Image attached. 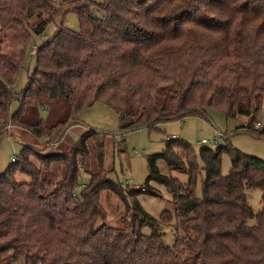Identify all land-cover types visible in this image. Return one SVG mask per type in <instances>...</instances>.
Here are the masks:
<instances>
[{
  "label": "trees",
  "instance_id": "16d2710c",
  "mask_svg": "<svg viewBox=\"0 0 264 264\" xmlns=\"http://www.w3.org/2000/svg\"><path fill=\"white\" fill-rule=\"evenodd\" d=\"M66 12L76 15V30L63 24ZM57 15L60 23L34 49V67L15 91L23 53L12 54L2 32L29 24L40 34ZM263 98L264 0H0V136L11 125L50 142L44 152L21 143L19 156L0 172V264H264V159L229 143L195 151L167 137L161 151L147 156L146 180L170 192L171 208L155 217L136 198L145 186L107 176L95 130L67 146L62 140L97 101L117 112L120 130L219 109L246 116L241 127L263 136L256 125ZM55 104L62 112L49 121L41 111ZM90 138L97 169L80 184ZM157 159L186 180L161 173ZM253 188L261 191L256 213L245 195ZM105 190L125 204L119 225L105 221ZM163 224L175 230L171 245L163 241Z\"/></svg>",
  "mask_w": 264,
  "mask_h": 264
},
{
  "label": "rangeland",
  "instance_id": "374dc122",
  "mask_svg": "<svg viewBox=\"0 0 264 264\" xmlns=\"http://www.w3.org/2000/svg\"><path fill=\"white\" fill-rule=\"evenodd\" d=\"M61 18V15H57L47 22L40 34L33 32L29 24L14 25L5 30V34L2 32L1 39L8 43L12 54L18 56L19 49L23 53V65L14 83L15 91L18 92L24 86L27 74L34 67V49L53 34L55 25L60 23ZM63 24L75 30L79 27L77 17L72 12L64 14ZM2 50H4L3 47ZM16 107L17 101L13 100L9 111H14ZM62 109V104H55L52 110L41 111V113L49 121H53L61 114ZM245 121L246 116L242 114L226 116L223 110L210 109L203 115H185L181 118L159 122L154 127L141 126L120 130L117 112L108 104L97 101L79 113L77 123L66 128L62 140L67 146L76 140L83 130L87 128L95 130L98 139L103 142V166L107 169V176L120 181L125 186L127 179L132 181L130 187L145 186L146 190L139 192L136 198L146 212L156 217L163 209L171 208L170 192L164 184L154 179L146 180L149 173L147 156L161 151L164 140L175 135L189 142L195 151L202 145L212 148L217 146L218 144L199 143L202 138L210 140L215 137L220 140L219 144L229 143L243 153L264 159V134L257 136L242 128ZM256 121L260 123L258 128L264 127V98L257 111ZM21 143H28L34 151L38 152H44L50 146V142H46L45 138H36L25 129L10 125L0 136V172L8 168L11 157L19 156ZM87 146L89 154L79 170L80 184L85 183L89 173L97 169L96 147L92 138L87 140ZM31 159L35 161L32 156ZM198 163L201 165L199 159ZM156 165L161 173L176 176L180 181L186 180L184 173L169 170L162 159H157ZM229 167V156L223 152L220 163L221 173L226 174ZM201 174L196 179L195 192L197 195L201 194ZM16 177L18 180L28 179V176L23 173H17ZM148 189L153 190L154 194L149 193ZM245 195L253 212H258L261 207L260 189H247ZM100 200L106 212L105 221L110 225H119L120 218L127 214L125 204L114 193L106 190L101 192ZM253 222L254 218H251L249 223ZM143 231H148V227H144ZM174 231L171 225L163 224V241L166 244L173 243Z\"/></svg>",
  "mask_w": 264,
  "mask_h": 264
},
{
  "label": "built area",
  "instance_id": "2783aa9c",
  "mask_svg": "<svg viewBox=\"0 0 264 264\" xmlns=\"http://www.w3.org/2000/svg\"><path fill=\"white\" fill-rule=\"evenodd\" d=\"M256 125L258 126V125H260V123L259 122H257L256 123ZM9 127V125H6L5 126V128H8ZM221 134V133H220ZM222 135V134H221ZM171 136H175V135H171ZM220 142V140H218L217 138H215V137H213L212 139H210V140H206V139H204V138H202V139H200V141H199V143H211V144H218ZM12 160H14V157H11V161ZM126 183H128V184H132V181H131V179H127L126 180ZM144 187H142V189H143Z\"/></svg>",
  "mask_w": 264,
  "mask_h": 264
}]
</instances>
